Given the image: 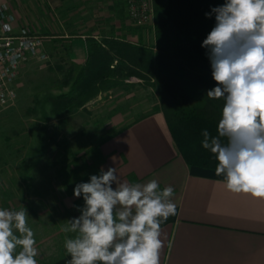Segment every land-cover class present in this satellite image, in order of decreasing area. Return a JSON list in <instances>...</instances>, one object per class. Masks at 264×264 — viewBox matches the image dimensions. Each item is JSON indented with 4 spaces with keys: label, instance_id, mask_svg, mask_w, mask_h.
Returning <instances> with one entry per match:
<instances>
[{
    "label": "rangeland",
    "instance_id": "obj_1",
    "mask_svg": "<svg viewBox=\"0 0 264 264\" xmlns=\"http://www.w3.org/2000/svg\"><path fill=\"white\" fill-rule=\"evenodd\" d=\"M5 25L46 37L48 57L24 64L15 100L0 104V206L26 208L39 249L37 259L47 264L66 253L65 238L74 234L63 232L62 226L80 215L76 206L84 203L82 197H74V184L66 186L72 167L65 169L66 176L60 171L62 164L76 156L80 168L91 163L100 141L130 117L160 109L152 86L130 75L121 85L98 90L83 107L53 113L49 97L68 92L72 82L63 83L58 67L71 64L65 34L155 43L156 28L154 21L132 20L127 0H0V27Z\"/></svg>",
    "mask_w": 264,
    "mask_h": 264
},
{
    "label": "clouds",
    "instance_id": "obj_2",
    "mask_svg": "<svg viewBox=\"0 0 264 264\" xmlns=\"http://www.w3.org/2000/svg\"><path fill=\"white\" fill-rule=\"evenodd\" d=\"M206 17L215 25L202 42L222 99L216 135L203 130L202 147L215 157L227 190L264 200V0H224ZM78 217L66 220L68 264H160L161 226L177 215L172 186L157 180L125 182L116 168H102L77 183ZM29 215L0 207V264H39Z\"/></svg>",
    "mask_w": 264,
    "mask_h": 264
},
{
    "label": "crops",
    "instance_id": "obj_3",
    "mask_svg": "<svg viewBox=\"0 0 264 264\" xmlns=\"http://www.w3.org/2000/svg\"><path fill=\"white\" fill-rule=\"evenodd\" d=\"M65 37L79 68L88 56L89 35ZM130 118L100 141L91 163L98 171L116 168L121 181L155 179L161 189L174 188L177 215L161 226L160 264H264V200L227 190L215 168L189 164L161 109ZM70 259L65 253L47 264Z\"/></svg>",
    "mask_w": 264,
    "mask_h": 264
},
{
    "label": "trees",
    "instance_id": "obj_4",
    "mask_svg": "<svg viewBox=\"0 0 264 264\" xmlns=\"http://www.w3.org/2000/svg\"><path fill=\"white\" fill-rule=\"evenodd\" d=\"M223 2L153 0L155 43L115 35L100 40L89 36L88 56L79 68L72 62L67 67L58 65L64 73L63 83L72 82L68 92L49 97L52 112L59 114L83 107L101 88H113L123 84L126 76H137L151 85L159 97L158 108L164 112L185 160L216 169L214 155L202 147V132L207 129L216 135L224 101L207 97L206 92L215 87L216 82L212 78L207 49L201 45L215 25V17L208 18L205 13ZM12 131L18 134L21 130ZM79 161L80 157L76 156L61 166L63 173L67 167H72L70 174L65 173L69 174L65 177L67 187L88 182L90 175L99 174L95 164L83 163L80 168Z\"/></svg>",
    "mask_w": 264,
    "mask_h": 264
},
{
    "label": "built area",
    "instance_id": "obj_5",
    "mask_svg": "<svg viewBox=\"0 0 264 264\" xmlns=\"http://www.w3.org/2000/svg\"><path fill=\"white\" fill-rule=\"evenodd\" d=\"M129 17L141 24L154 21L153 0H127ZM44 35L31 31L15 32L0 27V104L7 105L16 98V84L21 67L32 60L48 57Z\"/></svg>",
    "mask_w": 264,
    "mask_h": 264
}]
</instances>
